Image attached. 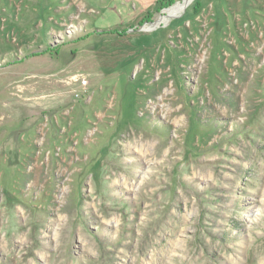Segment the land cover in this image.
Instances as JSON below:
<instances>
[{
    "label": "rangeland",
    "instance_id": "374dc122",
    "mask_svg": "<svg viewBox=\"0 0 264 264\" xmlns=\"http://www.w3.org/2000/svg\"><path fill=\"white\" fill-rule=\"evenodd\" d=\"M0 264H264V0H0Z\"/></svg>",
    "mask_w": 264,
    "mask_h": 264
},
{
    "label": "trees",
    "instance_id": "16d2710c",
    "mask_svg": "<svg viewBox=\"0 0 264 264\" xmlns=\"http://www.w3.org/2000/svg\"><path fill=\"white\" fill-rule=\"evenodd\" d=\"M175 1H177V0H162V4H163L164 6H169V5L173 4ZM198 7H200V3H198L197 6L194 7V8L196 9L195 12H197Z\"/></svg>",
    "mask_w": 264,
    "mask_h": 264
},
{
    "label": "bare ground",
    "instance_id": "6f19581e",
    "mask_svg": "<svg viewBox=\"0 0 264 264\" xmlns=\"http://www.w3.org/2000/svg\"><path fill=\"white\" fill-rule=\"evenodd\" d=\"M182 5H183L182 3L177 4L175 7H173V8L171 9L172 12H174L175 10L180 9V7H181Z\"/></svg>",
    "mask_w": 264,
    "mask_h": 264
}]
</instances>
